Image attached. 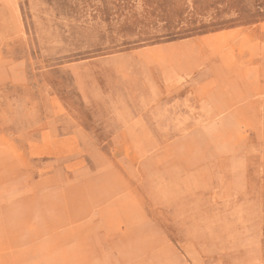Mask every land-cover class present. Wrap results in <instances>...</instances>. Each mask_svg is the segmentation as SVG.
<instances>
[{
  "label": "rangeland",
  "instance_id": "1",
  "mask_svg": "<svg viewBox=\"0 0 264 264\" xmlns=\"http://www.w3.org/2000/svg\"><path fill=\"white\" fill-rule=\"evenodd\" d=\"M0 264H264V0H0Z\"/></svg>",
  "mask_w": 264,
  "mask_h": 264
}]
</instances>
